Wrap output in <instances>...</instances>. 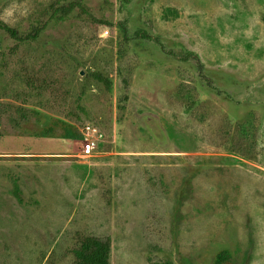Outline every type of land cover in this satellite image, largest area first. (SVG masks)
Instances as JSON below:
<instances>
[{
	"label": "rangeland",
	"instance_id": "obj_1",
	"mask_svg": "<svg viewBox=\"0 0 264 264\" xmlns=\"http://www.w3.org/2000/svg\"><path fill=\"white\" fill-rule=\"evenodd\" d=\"M0 19L39 30L0 27V264H74L88 236L111 264H264V0H0ZM86 122L105 137L81 158Z\"/></svg>",
	"mask_w": 264,
	"mask_h": 264
},
{
	"label": "trees",
	"instance_id": "obj_2",
	"mask_svg": "<svg viewBox=\"0 0 264 264\" xmlns=\"http://www.w3.org/2000/svg\"><path fill=\"white\" fill-rule=\"evenodd\" d=\"M72 8V6H71ZM59 11V10H57ZM67 10L64 9V12ZM0 27L10 34L18 42H25L29 39H34L38 36L39 30L34 33H29L21 36L19 32L6 24L0 19ZM147 37H150L147 35ZM163 46V44H162ZM112 84V82H110ZM172 156V155H169ZM111 242L108 239H101L95 236H88L81 240L79 249L76 254V261L74 264H111L110 262ZM220 261L227 258V252H222L219 256Z\"/></svg>",
	"mask_w": 264,
	"mask_h": 264
},
{
	"label": "built area",
	"instance_id": "obj_3",
	"mask_svg": "<svg viewBox=\"0 0 264 264\" xmlns=\"http://www.w3.org/2000/svg\"><path fill=\"white\" fill-rule=\"evenodd\" d=\"M104 137L105 133L99 125L93 122H86L80 130V137L77 139L79 142L77 156L89 158L97 155Z\"/></svg>",
	"mask_w": 264,
	"mask_h": 264
},
{
	"label": "water",
	"instance_id": "obj_4",
	"mask_svg": "<svg viewBox=\"0 0 264 264\" xmlns=\"http://www.w3.org/2000/svg\"><path fill=\"white\" fill-rule=\"evenodd\" d=\"M83 73V72H82Z\"/></svg>",
	"mask_w": 264,
	"mask_h": 264
}]
</instances>
